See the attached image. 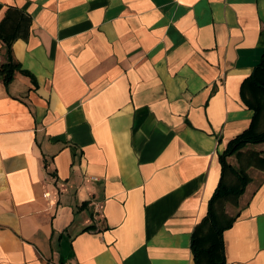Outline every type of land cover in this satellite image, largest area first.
I'll return each mask as SVG.
<instances>
[{
    "label": "crops",
    "instance_id": "crops-1",
    "mask_svg": "<svg viewBox=\"0 0 264 264\" xmlns=\"http://www.w3.org/2000/svg\"><path fill=\"white\" fill-rule=\"evenodd\" d=\"M9 47L0 264H212L218 230L264 264V141L221 159L264 133V0H0Z\"/></svg>",
    "mask_w": 264,
    "mask_h": 264
},
{
    "label": "trees",
    "instance_id": "trees-1",
    "mask_svg": "<svg viewBox=\"0 0 264 264\" xmlns=\"http://www.w3.org/2000/svg\"><path fill=\"white\" fill-rule=\"evenodd\" d=\"M8 55H9L8 62L0 66V75L3 81L5 82V84H8L12 80L16 66H17V65L16 66L14 65L10 47L8 48ZM260 66L261 67L264 66V59L262 60ZM262 141H264V133L254 134V135H241L238 138L234 139L231 142L232 144L231 148H228L224 157L221 158L223 167H226L225 157L230 152H234L235 150L239 149L240 147H242L243 145L247 143H258ZM223 191L224 189H222V186H221L217 189V192L215 194L222 193ZM213 224H214L215 230L217 231L215 222H213ZM89 229H90V226L86 227L84 230H89ZM217 232H218V238L208 248H205V249L195 248V254L198 259V263H200L199 258L202 255L201 253L205 252V254L209 257V260L212 264H226L222 258L223 256L222 255L223 254L222 230H218ZM195 245H196V241H195Z\"/></svg>",
    "mask_w": 264,
    "mask_h": 264
}]
</instances>
